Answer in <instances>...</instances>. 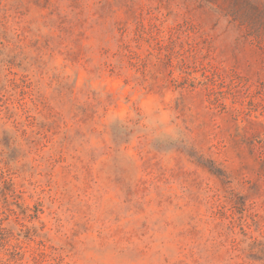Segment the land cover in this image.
I'll use <instances>...</instances> for the list:
<instances>
[{"label": "rangeland", "instance_id": "1", "mask_svg": "<svg viewBox=\"0 0 264 264\" xmlns=\"http://www.w3.org/2000/svg\"><path fill=\"white\" fill-rule=\"evenodd\" d=\"M0 264H264V0H0Z\"/></svg>", "mask_w": 264, "mask_h": 264}]
</instances>
